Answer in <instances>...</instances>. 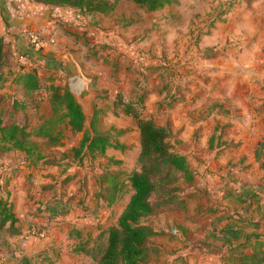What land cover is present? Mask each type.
<instances>
[{
    "label": "crops",
    "instance_id": "1",
    "mask_svg": "<svg viewBox=\"0 0 264 264\" xmlns=\"http://www.w3.org/2000/svg\"><path fill=\"white\" fill-rule=\"evenodd\" d=\"M0 1L14 22L13 34L36 28L50 34L54 19L48 18L49 9L43 10L48 5ZM246 1L231 7L202 35L197 47L202 53L182 45L168 55L171 59L151 54L150 47L123 57L130 75L128 94H143V114L170 128L175 149L186 154L194 171L192 182L183 184L190 194L187 210L179 212L184 220L161 227L175 234L161 236V264H193L196 258H205V264H264V26L258 20L264 8L261 0ZM51 8V15L63 9ZM153 112H161V120ZM0 158L5 163L0 164V193L11 204L19 231L0 236V245L9 242L0 246L2 264L19 258L15 245L29 226L43 227L48 234L30 240L22 254L43 249L36 254L63 264L52 255L56 249L46 251V244L64 236L69 241L73 230L77 238L85 234L90 239L93 230L99 233L110 223L100 213L108 209L110 216L119 202L106 206L97 193L104 165L100 158L76 159L67 168L58 165L64 157L46 163L45 156L35 160L17 149L0 153ZM75 214L79 217L72 219ZM173 240L182 242V250L168 254L167 243ZM197 240L218 247L203 251L194 246ZM79 245L74 250L85 253Z\"/></svg>",
    "mask_w": 264,
    "mask_h": 264
},
{
    "label": "rangeland",
    "instance_id": "2",
    "mask_svg": "<svg viewBox=\"0 0 264 264\" xmlns=\"http://www.w3.org/2000/svg\"><path fill=\"white\" fill-rule=\"evenodd\" d=\"M175 1L151 11L131 1L120 0L111 11L86 16L76 15L70 8H63L56 12V15H51L55 12L50 6H47L43 10L49 9L48 18L54 19V22L49 19L52 30L49 28L48 32L51 31V34L55 31V43L43 49V51L49 53L52 61L57 62L59 67H64L62 69L59 67L49 68L43 60H33L31 56H27L29 53L25 52V50H22L20 54L15 47L16 37L14 35L20 34L21 42L24 43H22V46L25 44L29 46L25 32L19 31L13 34L14 32L10 30L11 25L14 23L13 20L9 18V22L6 23L0 12V36L3 37V57L0 61V120L10 122L15 117L22 122L25 121L28 126L34 127L33 129L35 130L40 123L51 115L55 117L52 114L50 102L54 85L66 86L71 91L82 79L88 80L90 89L97 93L92 98L93 116L91 124L93 123L96 131L107 133L112 143L119 145L118 147L109 146L105 154H98L97 157L103 163H109V167L112 170L121 169V177H123L134 166L139 150V134L135 120L122 113L112 104L117 92L125 96L131 89L130 86H126V81L130 78V75L128 66H124L127 63L123 59L124 55L127 56L128 54L132 57L135 55L136 49L147 50L150 47L151 54L171 59L169 56L176 54L182 45L188 50L192 48L202 53V49L197 50V47H199L203 32L209 31L213 23L221 19V16H223V14H220L221 11L226 7L236 8L240 5H246L245 2H248L246 0ZM261 3L262 8H264V0H261ZM38 10L41 9L38 8ZM263 14H259L258 20H261L264 26ZM57 17L58 20L55 19ZM214 19L215 21L212 22ZM28 26L31 28L30 24ZM36 30L42 32L41 29L36 28ZM43 33L47 35L46 32ZM198 33L200 34L196 37ZM121 44H124L126 49L129 45L134 48L131 46V51L127 52L124 47L118 46ZM160 50L161 53L159 52ZM20 56L26 58L22 63L19 60ZM27 69H35L37 71L39 84L36 89L31 91L26 90L22 82L20 80L16 81V78H14V76L16 77L20 73L27 71ZM162 76L166 77L165 75ZM168 77L170 75H167L166 78L168 79ZM15 97L19 100L16 101L17 112L14 115L13 100H15ZM153 116L157 120H161V112L155 114L153 112ZM66 119L55 121L50 128L52 135L57 139L56 142H51L47 137L36 134L32 135V139L36 143V149L46 157L48 163H54L64 157L63 162L58 165L62 163L67 168L72 162L76 161L73 158V147L78 145L83 132L71 130L65 124ZM85 128L87 129L86 126ZM82 153H87V151L84 149ZM107 157L118 160V162H114L111 159L107 160ZM1 159L0 164L3 165L4 162ZM125 189L126 193L123 194L119 203L112 209L110 216L108 209H104L105 211L100 213L101 218L108 216L110 222L116 221L119 212L128 199L130 189L127 187ZM75 216L79 217L75 214L71 218L73 219ZM181 220L184 219L180 213L174 215L157 214L149 218V221L157 229L174 226ZM28 228H31V226ZM60 233L61 231L58 232V234ZM47 234L48 230H46L44 236ZM72 234L73 238L68 239L69 241L64 236V239L59 238L58 241H53L52 244H46L48 248L50 247L46 251L52 254L51 247L56 249L57 254L53 253L52 255H56L58 259L60 258L63 264L92 263L95 255L98 254L96 250L93 251L94 255L82 254L74 250V245L84 244V246L89 247L92 245L102 247L106 242V232L100 233L97 238V232L93 230L90 239H86L85 234L77 238L75 230L72 231ZM5 235L6 228L4 227L0 229V236L4 237ZM36 238L42 237L31 235L26 240L24 237L20 239L15 245V249L18 252L16 257L22 256L27 247L26 244ZM153 239L161 244V236H155ZM7 245H9V242L0 246L6 247ZM167 245L168 254L170 252H178L182 248V242L180 243L177 240H173ZM41 250L43 249H38V251L31 254L34 260L44 259L42 258L44 255L36 254ZM203 259L205 258L200 260L196 258L193 264H205ZM2 263L3 259L0 256V264ZM151 264H161V256Z\"/></svg>",
    "mask_w": 264,
    "mask_h": 264
},
{
    "label": "trees",
    "instance_id": "3",
    "mask_svg": "<svg viewBox=\"0 0 264 264\" xmlns=\"http://www.w3.org/2000/svg\"><path fill=\"white\" fill-rule=\"evenodd\" d=\"M50 7L70 8L73 13L80 16L93 15L111 11L120 0H30ZM147 10H157L165 4L176 2L175 0H127ZM230 9L226 7L220 14ZM0 12L9 22L10 15L6 5L0 1ZM215 19L212 21L214 22ZM14 24V23H13ZM12 24V25H13ZM204 31L203 33H207ZM200 33L196 35L199 36ZM18 35V34H17ZM17 37V36H16ZM21 37L16 38L15 47L18 52L25 50L33 60H43L47 67H59L57 62L52 61L49 53L43 50H35L30 46L21 44ZM34 53H32V52ZM23 54V53H22ZM33 55V56H32ZM3 57V37L0 36V61ZM59 68H64L60 66ZM15 80H20L26 90H33L38 87L37 71L27 69L17 75ZM13 100V113L17 112L16 101ZM50 102L52 115L40 123L34 130L25 121L15 117L10 122L0 120V153L17 149L24 151L32 159L43 157L36 149V143L32 135H42L51 142L57 139L52 135L50 128L57 120L67 118L65 124L74 132L82 131L78 145L73 147V157L81 161L83 158L93 160L98 154L103 155L109 146L118 147L112 143L109 135L99 132L92 127L94 133L91 135L83 124V113L80 105L66 86L54 85ZM122 113L135 120L139 133V150L134 166L121 177V169L112 170L109 163H104L100 172L98 194L102 196L106 206H112L120 201L129 188L128 199L119 212L116 221L110 222L105 228L97 233L96 237L106 232V242L101 246L79 245L77 249L87 254L98 253L90 264H151L160 258L163 247L154 241L155 236L172 237L174 233L161 228L157 229L149 221V218L157 214H175L187 210L189 192L184 188V183H190L194 177V171L185 153L175 149L171 140L172 132L166 125L157 124L151 117L143 114L145 108L143 94L123 95L120 92L115 94L112 101ZM60 131V129H58ZM58 131V132H59ZM55 145V144H54ZM87 153H82V150ZM109 157L107 160H110ZM114 162L118 160L111 159ZM44 162L48 163L46 159ZM55 161L54 163H56ZM53 163V162H49ZM53 163V164H54ZM125 189V190H124ZM64 212V211H62ZM17 218L12 211V206L0 193V229L7 224L6 231L15 234L18 231L16 226ZM100 226V225H99ZM42 228V227H41ZM197 240L194 246L203 251H209L218 247L210 246L209 243ZM39 261L32 256L22 255L14 264H57L55 260L44 255Z\"/></svg>",
    "mask_w": 264,
    "mask_h": 264
},
{
    "label": "built area",
    "instance_id": "4",
    "mask_svg": "<svg viewBox=\"0 0 264 264\" xmlns=\"http://www.w3.org/2000/svg\"><path fill=\"white\" fill-rule=\"evenodd\" d=\"M23 30V29H22ZM26 38L29 42V46L35 50H43L55 43V31L49 35H44L36 29H27L24 31ZM19 60L24 62L25 57L20 56ZM45 234V229L37 225H32L31 228L26 229L23 237L28 239L31 235L34 236H43Z\"/></svg>",
    "mask_w": 264,
    "mask_h": 264
},
{
    "label": "water",
    "instance_id": "5",
    "mask_svg": "<svg viewBox=\"0 0 264 264\" xmlns=\"http://www.w3.org/2000/svg\"><path fill=\"white\" fill-rule=\"evenodd\" d=\"M72 95L76 99V102L80 105L81 111L84 115L83 124L87 127L90 134L92 135V98L97 94L94 90L89 87V81L82 79L81 82L73 87L71 90Z\"/></svg>",
    "mask_w": 264,
    "mask_h": 264
}]
</instances>
